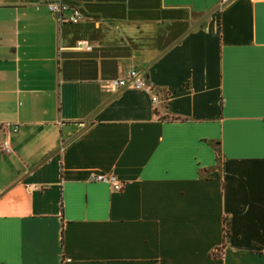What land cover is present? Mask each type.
I'll return each instance as SVG.
<instances>
[{
  "label": "crops",
  "instance_id": "0c3cea01",
  "mask_svg": "<svg viewBox=\"0 0 264 264\" xmlns=\"http://www.w3.org/2000/svg\"><path fill=\"white\" fill-rule=\"evenodd\" d=\"M38 2L0 0V264H264V0Z\"/></svg>",
  "mask_w": 264,
  "mask_h": 264
},
{
  "label": "built area",
  "instance_id": "2783aa9c",
  "mask_svg": "<svg viewBox=\"0 0 264 264\" xmlns=\"http://www.w3.org/2000/svg\"><path fill=\"white\" fill-rule=\"evenodd\" d=\"M36 6L46 7L60 24H78L82 21L81 12L77 8L66 4L63 0H39ZM80 47L87 50L89 49L86 43H81ZM127 87H132L135 90L142 91L146 90L148 85L142 78L141 74L138 71L133 70L128 73L127 77L120 80H114L106 86L109 91L113 92ZM152 102L156 105L159 102L158 97L153 96ZM2 150L6 154L11 153V145L8 138H6L3 142ZM91 181L105 183L112 187L114 191H122L123 189V183L110 174L102 173L93 175Z\"/></svg>",
  "mask_w": 264,
  "mask_h": 264
},
{
  "label": "trees",
  "instance_id": "16d2710c",
  "mask_svg": "<svg viewBox=\"0 0 264 264\" xmlns=\"http://www.w3.org/2000/svg\"><path fill=\"white\" fill-rule=\"evenodd\" d=\"M226 235H228V234L226 233Z\"/></svg>",
  "mask_w": 264,
  "mask_h": 264
}]
</instances>
